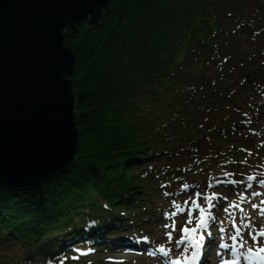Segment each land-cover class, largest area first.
Returning <instances> with one entry per match:
<instances>
[{
	"label": "trees",
	"instance_id": "1",
	"mask_svg": "<svg viewBox=\"0 0 264 264\" xmlns=\"http://www.w3.org/2000/svg\"><path fill=\"white\" fill-rule=\"evenodd\" d=\"M240 2L112 0L97 24L66 30L78 151L46 181L0 185V264H97L117 241L147 244L157 216L197 213L208 197L228 203L264 155V134L235 138L264 77L225 84L241 28L252 41L264 33V0L246 14Z\"/></svg>",
	"mask_w": 264,
	"mask_h": 264
},
{
	"label": "water",
	"instance_id": "2",
	"mask_svg": "<svg viewBox=\"0 0 264 264\" xmlns=\"http://www.w3.org/2000/svg\"><path fill=\"white\" fill-rule=\"evenodd\" d=\"M112 0H0V185L46 181L76 157L66 30L97 24Z\"/></svg>",
	"mask_w": 264,
	"mask_h": 264
},
{
	"label": "rangeland",
	"instance_id": "3",
	"mask_svg": "<svg viewBox=\"0 0 264 264\" xmlns=\"http://www.w3.org/2000/svg\"><path fill=\"white\" fill-rule=\"evenodd\" d=\"M255 1H261L260 3L262 4V0H241L239 5L240 12L246 14ZM241 31H243L242 36L244 42L241 47L235 49V52L230 58L232 67L229 68L231 70L228 72V75H232L229 76L230 81L225 84L227 85L231 83L233 86L235 74L239 77L246 75L251 81L250 87L248 84L249 89L253 85L261 83V78L264 77V33L260 34V38L257 41H252L250 39H254V35L250 36V34L246 33L242 28ZM248 55H254L256 61L247 64L246 61L249 60ZM236 87L238 86L236 85ZM236 129L238 134L235 138L237 140H242L244 144L251 143V139H255L264 134V98L262 99L261 105L256 107L255 113L246 121L242 122V124ZM259 157L262 158L259 166L248 170L250 172H247V178H243L241 185L242 188H240L241 197L246 203H248L249 213L255 220L251 227L252 230L255 229V226H264V184L261 183V181L264 180V155L260 154ZM249 177H252V179L250 180ZM151 193L153 197L149 198V204H153L155 207L154 213H158V206L162 202V199H160V193L156 190L151 191ZM168 218L169 217H166L164 219L161 216H157L152 227L145 230V236L153 241V249H149V252H142V254L136 252V250L131 251L134 249V246L131 248L127 244L117 241L118 248L113 250L109 248L106 251L96 254V256H98L97 264H166L167 260L172 262V260L180 258H184L188 261L190 256L188 251L191 248L187 239L184 238L187 234L183 232V229L191 227L192 220H195L196 222V215H193L191 211L184 210L182 214L178 216L175 215L169 220ZM169 233H171V238L169 237ZM201 236L202 235L198 233L196 239H200ZM202 237L203 240L200 246H202L204 241L207 240V237ZM115 238L119 237L116 236ZM121 241L125 242L124 240ZM178 241L181 242L178 243ZM165 245L168 249L167 260L153 257L150 254L151 251H159V249ZM214 260H216V258L211 259V257H208V263L211 264Z\"/></svg>",
	"mask_w": 264,
	"mask_h": 264
},
{
	"label": "snow or ice",
	"instance_id": "4",
	"mask_svg": "<svg viewBox=\"0 0 264 264\" xmlns=\"http://www.w3.org/2000/svg\"><path fill=\"white\" fill-rule=\"evenodd\" d=\"M249 179L251 180L252 177H249ZM262 184H264V180L261 181ZM185 187H187V185H185ZM167 195V193H165ZM197 196L201 195L199 192L196 193ZM208 208L211 209L214 207L213 203H212V197H208ZM179 209V206H177ZM225 211H227V209H225ZM173 215H175V213H173ZM210 219H215L212 216L211 212L205 211V209L201 208L200 209V217H199V222L196 226V228L194 229H189V228H184L183 232L186 233L187 235L184 237L185 239L190 240L195 246L197 251L193 252L192 255L189 257V259L193 262L197 261L199 259V249H200V245L201 242L203 240V237L201 236L200 239H193V235L194 233L197 231V229H206L208 227V222ZM167 227V225H166ZM244 227H248L247 225H244ZM221 231H223V229H221ZM241 231L239 227H236V234L234 236H232V240L236 241L238 240V238H241ZM251 235V239L253 244L255 245H259L258 247H249L248 248V259H249V264H264V244H261L260 241L258 240V236L261 238H264V231H260L258 233V236L256 233H250ZM169 237L171 238V233H169ZM181 241H178V243H180ZM244 244L241 243V247H243ZM222 247L227 248V245H222ZM160 252L164 253V255H167V252L164 251L163 248L159 249ZM173 264H179L178 261H173ZM225 264H234V262H225Z\"/></svg>",
	"mask_w": 264,
	"mask_h": 264
}]
</instances>
